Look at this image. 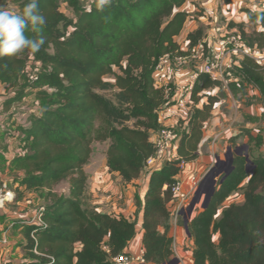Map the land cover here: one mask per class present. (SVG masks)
<instances>
[{
	"label": "trees",
	"instance_id": "16d2710c",
	"mask_svg": "<svg viewBox=\"0 0 264 264\" xmlns=\"http://www.w3.org/2000/svg\"><path fill=\"white\" fill-rule=\"evenodd\" d=\"M30 2L0 0V7L21 12ZM36 2L46 23L41 33L27 31L26 35H43L44 45L35 54L25 50L0 58V85L8 86L9 92L20 85L27 63L39 64L35 79H28L3 103L8 111L28 94L36 104L27 125L15 128L23 153L8 161L13 184L27 191H45L43 225L28 226L24 233L28 264H112V257L126 252L140 231L144 264L168 263L173 256L167 209L173 201L171 188L182 168L197 159L203 127L219 101L217 96H206L198 108L204 96L200 94L220 89L222 82L199 74L191 94L195 108L177 125L183 131L176 158L150 172L143 195H135V218L97 211L86 195L84 167L92 143L108 142L107 172L126 183L139 178L154 153L150 134L163 128L159 112L167 102L164 91L154 84L155 66L164 55H188L178 39L191 16L181 8L192 0H103L90 7L81 0ZM61 5L71 11L72 18L60 11ZM245 14L259 30L248 33L241 24L230 27L237 28L249 47L264 49V9ZM203 37L200 27L188 33V48ZM234 68L242 81L258 89L264 107L263 69L250 59ZM227 88L237 100L245 96L240 81L229 82ZM106 91H114L112 99L99 93ZM131 120L134 125L128 127ZM245 120L259 121L250 116ZM246 136L250 142L255 140ZM236 176L233 171L225 177L207 206L188 222L191 264H264V194L256 193L254 180L249 181L241 204L229 206L215 218L218 206L235 190ZM62 181L68 183L67 195L52 191ZM178 224L182 226V221ZM214 233L219 235L217 243L212 240Z\"/></svg>",
	"mask_w": 264,
	"mask_h": 264
},
{
	"label": "rangeland",
	"instance_id": "374dc122",
	"mask_svg": "<svg viewBox=\"0 0 264 264\" xmlns=\"http://www.w3.org/2000/svg\"><path fill=\"white\" fill-rule=\"evenodd\" d=\"M81 1L85 7H90L92 5H97L103 0ZM204 1L209 2L208 8L196 6V10L191 13L187 25L189 28L191 27V22H195L197 28L200 27L203 29L204 39L207 41L209 40L212 42L211 39H217L221 34H224L225 31L238 32L236 27H230L231 24L243 25L244 31L248 33L252 32L254 29L259 30V28L248 22L245 12L247 10L254 12L256 10L264 9V0ZM9 9L14 10V7L10 6ZM60 11L69 18L73 17L71 11L67 9L65 5L60 6ZM199 18L202 19V21L199 20ZM178 42L182 49H186V44L183 38L179 39ZM209 54V49L205 46L203 53H200L199 56L188 59V69L199 70ZM262 69L264 79V66ZM182 71L183 68L177 67L174 64L168 69V75L166 76L165 81L169 83L171 89L174 87L172 86L173 83H175L176 80L178 81L179 75ZM38 72L39 64L29 62L27 63L23 77L20 80V85L14 87V89L10 91L12 93L11 96H9V89L4 90L0 87V148L2 145H6L5 141L9 138H11V141L13 140L15 142L14 146L18 145L17 142H19L21 137L15 128L20 125L26 126L28 123L27 117L31 114L33 109H36L34 97L28 96V94H26L27 97H25L20 103L14 104L8 111H4L3 103L6 99L11 98L13 94H16L21 89L24 82L27 83L28 79H35ZM171 72L172 75L170 74ZM237 73L238 72L234 67L225 69L222 87L220 89L214 88L204 91L200 94L204 96L197 105L198 108H201V104L207 101L205 98L206 96H217L219 99V101L213 106L210 121L203 127V140L199 146L198 152L200 155V169L196 173L199 183L206 174H211L213 180H215L213 187L218 189L221 180L225 179L223 177L226 173H228L227 176L233 171L237 173L235 178L237 180V186L235 187V190L232 191L218 206L215 215L216 219L219 218L224 209L232 205H239L243 202L244 192L251 179L254 180V186L257 187L256 193L264 194V107L260 102L258 89L254 85L247 83L244 80L242 81ZM105 80L111 81L112 78L106 77ZM232 81H240L245 87V96H242L239 100L233 98L227 88L229 82ZM28 91H30V89ZM99 93L112 99L114 91ZM247 102L251 103L250 106H247ZM194 108L195 104L192 106L190 113ZM173 113L177 117L178 122L182 121L178 119V114L176 112ZM182 114L183 112L180 113V115ZM246 116L256 117L259 121L256 123H247L245 120ZM134 122L135 120H131L126 125L128 127H133ZM177 125L178 123L173 128L176 129L180 135V132L183 131V126L178 127ZM165 127L171 128V126ZM246 134L251 135L255 140L250 142ZM107 147L108 142H93L91 145V156L88 164L84 167V171L87 175L86 195L89 198V203H96L98 205L97 207H100L102 211L107 209L113 211L112 205L118 204L119 201L122 204V209H125L128 198L127 195L129 193L127 186L130 184L117 182V177L115 175H109L106 173L105 155ZM242 147L245 148L242 149ZM18 148V150L23 152L21 147ZM236 149H239L237 151L239 155L235 154ZM229 154L232 157L231 163H229ZM245 154L248 156L249 163L245 161ZM225 156H227V158H225ZM3 159L4 158H1L0 160L3 161ZM6 162H4V166H2L0 173L3 178H10L9 180H11L13 177L6 171ZM262 162L263 165H261ZM259 164L260 166L258 167L257 165ZM154 168V165H146L139 176L141 181L132 185V188H134L136 192L137 189H140V183L152 170H154ZM248 171L251 173H247ZM95 179L103 180L104 185L102 188H98V186L94 187L93 184H91ZM198 186L189 191L187 199L188 205L183 209L182 207H177V202L169 203L167 206L170 216H177V220L182 221V226L178 224L182 229H184L183 213L186 214L185 210L190 206L192 201L196 199L193 211L188 219L189 222L203 210V206L212 187L211 182L208 180L207 183L200 188V192L197 196L196 193ZM52 191L58 195H67L68 183L66 181L59 182L52 188ZM44 195L45 191H42V193L32 191L26 194L24 200L28 203L29 209L34 210L43 205ZM91 205L94 206L95 204ZM212 240L217 243L219 235L214 233L212 235ZM191 248L193 249V245L189 246L186 244L183 246V251H192ZM172 251V259H178V248H172Z\"/></svg>",
	"mask_w": 264,
	"mask_h": 264
},
{
	"label": "built area",
	"instance_id": "2783aa9c",
	"mask_svg": "<svg viewBox=\"0 0 264 264\" xmlns=\"http://www.w3.org/2000/svg\"><path fill=\"white\" fill-rule=\"evenodd\" d=\"M207 41L202 38L197 44L191 48H188V42L185 41L186 49H182L188 53L185 57L171 58L169 55L161 57L153 73L154 84L157 88L162 89L165 93V99L170 103V108L173 112H176L178 119L183 122L190 114L192 106H194L191 100V94L195 85V82L200 73L209 76L212 80L222 82L225 69L233 68L235 65L243 61L244 59L252 60L257 66L262 68L264 66V49L259 50L249 47L241 38L238 32L225 31L217 39H211ZM205 46L209 49V56H207L199 70L188 69V59L199 56L203 53ZM194 53V54H193ZM183 68L182 73L179 75L178 81L173 83L172 89L169 87V83L165 81L168 75L167 71L172 65ZM2 89H7L8 86L0 85ZM11 96V92H9ZM183 112L182 115L180 113ZM180 135L173 127H163L153 140L154 153L148 159L146 165H154L157 168L160 165L176 158V152ZM23 152L18 150L17 154ZM154 168V169H155ZM183 169V168H182ZM182 172V171H181ZM198 179L196 172L190 173L184 178H177L176 183L171 188L173 196V202H177V207H186L189 191L195 189L198 186ZM14 194L0 193V209H2L6 202L11 199ZM44 212V207L39 206L36 209V213L33 219L24 220L26 223L43 225L41 215ZM31 239L34 240L31 233ZM105 252H108L107 247L102 248ZM33 254L39 255L37 251H33ZM143 251L137 255H132L129 252L120 253L112 257V264H144Z\"/></svg>",
	"mask_w": 264,
	"mask_h": 264
},
{
	"label": "crops",
	"instance_id": "0c3cea01",
	"mask_svg": "<svg viewBox=\"0 0 264 264\" xmlns=\"http://www.w3.org/2000/svg\"><path fill=\"white\" fill-rule=\"evenodd\" d=\"M196 6L208 8L209 2H205L204 0H192V4H187L181 8V10L186 11L187 13L191 14L196 10ZM202 21V19L199 18ZM197 29L195 22H191V27L188 28L187 22L184 26L182 34L179 39L183 38L185 41V36L193 32ZM178 39V40H179ZM179 43V42H178ZM180 44V43H179ZM172 75V72L170 73ZM170 103L166 102V104L162 107L161 111L159 112V124L162 127L171 126L174 127L178 123L177 117L173 113L172 109L169 107ZM155 133H151L150 135V142H152L155 138ZM11 138L5 141L6 145H2L0 148V159L4 158L3 161L0 160V172L2 166H4V162H6V171L8 172L9 166L8 161L12 159L17 151L18 147H21L20 142H17L18 145H15V142L10 140ZM15 148V149H14ZM14 150V151H13ZM199 152V151H198ZM196 160L189 162L183 167L182 172L179 174L177 178H184L188 176L190 173L198 172L200 169V157ZM162 165L158 166L161 167ZM157 167V168H158ZM106 173L107 168H106ZM109 175H115L117 177V182H124L116 173H108ZM150 174V173H149ZM149 174L145 177V179L140 183V189H137V192L134 188H132L133 184H136L141 181L140 177L136 180L129 182V186H127V190H129L128 198L126 201V208L122 209V204L119 201L118 204L112 205L113 211L105 210L102 211L100 207L96 203L94 206L97 207V210L102 211L103 213L112 214L114 216H122L124 218H135L136 216V206H135V195L142 196L145 190V184L147 182ZM18 178L22 175L19 173ZM3 178L0 173V193H11L14 196L9 199L5 206L0 209V264H28L31 259L28 256L26 251V238H25V229L28 226L35 225L26 223L24 220H31L34 218L36 209L31 210L28 207V203L25 202L24 197L27 193L32 191H27L24 187H18L17 184H13V178ZM126 184V182H124ZM90 184V183H88ZM94 187L102 188L104 185L103 180L95 179L92 181ZM15 189H18V192L15 195ZM32 205V204H31ZM140 214L137 215V217ZM138 230L139 226H138ZM169 237L172 239V248L175 247L179 250V256L177 259V264H191L192 260V251H183L184 245L192 246V241L188 239L186 236L184 229L180 228L178 225L177 216H171V225L169 230ZM31 238V234H30ZM192 249V248H191ZM142 250L141 245V231L139 234L133 239L130 243L127 252L132 255L139 254Z\"/></svg>",
	"mask_w": 264,
	"mask_h": 264
},
{
	"label": "clouds",
	"instance_id": "9594fccd",
	"mask_svg": "<svg viewBox=\"0 0 264 264\" xmlns=\"http://www.w3.org/2000/svg\"><path fill=\"white\" fill-rule=\"evenodd\" d=\"M46 23L36 0L26 4L21 12L0 7V58L11 57L25 50L32 54L40 51L45 43L43 35L29 38L27 31L41 33Z\"/></svg>",
	"mask_w": 264,
	"mask_h": 264
},
{
	"label": "water",
	"instance_id": "95a60500",
	"mask_svg": "<svg viewBox=\"0 0 264 264\" xmlns=\"http://www.w3.org/2000/svg\"><path fill=\"white\" fill-rule=\"evenodd\" d=\"M245 147H242V149H244ZM239 149H236V151H235V154L236 155H239V153L237 152ZM230 155V154H229ZM245 161L247 162V163H249L250 161H249V159H248V156H247V154H245ZM225 158H227V156H225ZM232 162V157H231V155H230V159H229V163H231ZM247 173H251L250 171H248ZM227 174L228 173H226L225 175H224V177L223 178H225L226 176H227ZM210 181L211 182V185H212V187H211V190H210V193H209V195H208V197H207V199H206V202H205V204H204V206H203V208H205L206 206H207V204H208V202H209V200H210V198H211V196L213 195V193H214V190H215V188L213 187L214 186V184H215V180H213V176L211 175V174H206L203 178H202V180L200 181V183H199V186H198V189H197V196H198V194H199V192H200V188L204 185V184H206L207 183V181ZM223 180V179H222ZM222 180H221V182H222ZM196 203V199H194L193 201H192V203L190 204V206L185 210V212H186V214L185 213H183V227H184V232H185V234H186V236L187 237H189V233H188V229H187V224H188V219H189V217L191 216V213H192V211H193V206H194V204ZM183 212V211H182ZM166 264H177V259H172V260H170L168 263H166Z\"/></svg>",
	"mask_w": 264,
	"mask_h": 264
}]
</instances>
